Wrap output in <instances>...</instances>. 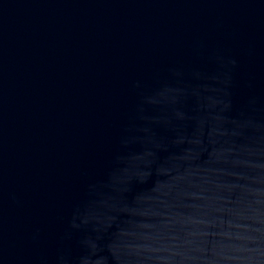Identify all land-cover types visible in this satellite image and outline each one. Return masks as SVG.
Instances as JSON below:
<instances>
[{
    "label": "water",
    "instance_id": "1",
    "mask_svg": "<svg viewBox=\"0 0 264 264\" xmlns=\"http://www.w3.org/2000/svg\"><path fill=\"white\" fill-rule=\"evenodd\" d=\"M0 264H264V0H0Z\"/></svg>",
    "mask_w": 264,
    "mask_h": 264
}]
</instances>
